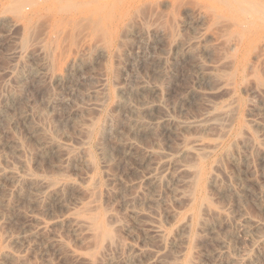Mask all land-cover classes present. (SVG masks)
Instances as JSON below:
<instances>
[{
    "label": "rangeland",
    "instance_id": "obj_1",
    "mask_svg": "<svg viewBox=\"0 0 264 264\" xmlns=\"http://www.w3.org/2000/svg\"><path fill=\"white\" fill-rule=\"evenodd\" d=\"M74 213L112 246L73 232ZM262 250L264 0H0V264H264Z\"/></svg>",
    "mask_w": 264,
    "mask_h": 264
},
{
    "label": "bare ground",
    "instance_id": "obj_2",
    "mask_svg": "<svg viewBox=\"0 0 264 264\" xmlns=\"http://www.w3.org/2000/svg\"><path fill=\"white\" fill-rule=\"evenodd\" d=\"M82 53V52H81ZM78 56V55H77ZM84 56V55H83ZM73 57V56H72ZM71 57V58H72ZM75 57V56H74ZM71 60V59H70ZM80 61H82V58H80V57H75L73 60H71L69 63H67L68 65H67V73H68V71H69V73L71 72V70L72 69H74L77 65H78V63L80 62ZM59 76V75H58ZM148 106V105H147ZM135 110H137V109H135ZM142 111H144V110H142ZM145 111L147 112V113H151L152 111H153V107L152 106H148V107H146L145 108ZM140 112V111H139ZM145 112V113H146ZM136 113L137 114H139L138 113V111H136ZM133 130H134V132L135 133H139V134H146V133H148V131H149V127L142 121V120H140V119H137L136 121H135V124H134V128H133ZM151 131V130H150ZM193 144H194V149L193 150H191V151H187V150H183V152L184 153H192V155H194L195 157H198V153H197V151H199V150H204V148H206V146L202 143V142H200V141H198V140H195L194 142H192ZM70 156V155H69ZM181 168V167H180ZM210 179V178H209ZM215 179V178H214ZM151 181H153L154 183H157L158 182V178H153V179H151ZM199 181H201V180H199ZM216 181V180H215ZM152 182V183H153ZM199 183V182H198ZM44 188L46 189V196L47 197H49V198H51L52 200H55V201H58V202H61L62 201V191H63V188L64 187H62V186H58V185H56V184H53V183H46L45 185H44ZM91 196H92V194H91ZM90 203V202H89ZM91 206V204H88V206H86V210H89L88 208H91L90 207ZM85 207V206H84ZM85 210V211H86ZM85 211H83V212H85ZM82 212V213H83ZM79 213L80 212H78V215H79ZM86 213V212H85ZM85 213H84V215H85ZM88 213V212H87ZM71 215V214H70ZM81 215V214H80ZM87 216H90V217H88V218H84L83 216V218L82 217H80V216H77V215H75V213L73 214V215H71V216H68V218H67V221L69 222V223H71L72 225H71V227H72V230H73V232L75 231L76 233L77 232H85L86 233V235L87 236H89V237H95V242L96 241H98V243H99V245H97V246H99V247H101V245H105V244H107L106 242H109L108 244H111V246H112V240H111V237H112V235H111V231H109L107 228H106V226L104 225V221L102 222V220H99L96 216H92V215H87ZM257 227V226H256ZM46 229V225H42V226H40V228H39V231L37 232V235L38 234H42V231L43 230H45ZM251 229V228H250ZM247 233H250V230L248 229L247 230ZM83 234V233H82ZM77 235H80V233L78 234L77 233ZM83 236H85V235H83ZM82 237V236H81ZM85 238V237H84ZM87 239H88V237H86ZM86 239V240H87ZM90 239V238H89ZM91 240H92V238H91ZM89 242H91L90 240H89ZM105 242V244H103ZM92 243V242H91ZM96 244H97V242H96ZM94 245V244H93ZM96 246V247H97ZM107 246V245H106ZM104 247V246H103ZM261 254H264V250H262V253ZM7 256H9L10 254H6ZM77 255H79V254H77ZM75 256H76V254H75ZM10 257H12V256H10ZM79 258V256L76 258V259H78ZM81 258V257H80ZM108 264H112V261H110V262H108Z\"/></svg>",
    "mask_w": 264,
    "mask_h": 264
}]
</instances>
